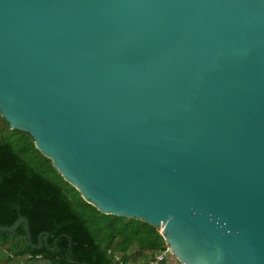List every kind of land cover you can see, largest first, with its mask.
I'll return each instance as SVG.
<instances>
[{"label": "water", "instance_id": "water-1", "mask_svg": "<svg viewBox=\"0 0 264 264\" xmlns=\"http://www.w3.org/2000/svg\"><path fill=\"white\" fill-rule=\"evenodd\" d=\"M0 115L180 264H264V0H0Z\"/></svg>", "mask_w": 264, "mask_h": 264}, {"label": "trees", "instance_id": "trees-1", "mask_svg": "<svg viewBox=\"0 0 264 264\" xmlns=\"http://www.w3.org/2000/svg\"><path fill=\"white\" fill-rule=\"evenodd\" d=\"M0 264H147L165 247L159 229L133 218L100 212L53 167L25 131L0 115ZM166 264V262L164 263Z\"/></svg>", "mask_w": 264, "mask_h": 264}, {"label": "built area", "instance_id": "built-area-1", "mask_svg": "<svg viewBox=\"0 0 264 264\" xmlns=\"http://www.w3.org/2000/svg\"><path fill=\"white\" fill-rule=\"evenodd\" d=\"M160 232V231H159ZM165 241V240H164ZM165 247L162 250L156 252L148 261L147 264H164L166 259L170 256L169 247L166 242H164Z\"/></svg>", "mask_w": 264, "mask_h": 264}, {"label": "rangeland", "instance_id": "rangeland-1", "mask_svg": "<svg viewBox=\"0 0 264 264\" xmlns=\"http://www.w3.org/2000/svg\"><path fill=\"white\" fill-rule=\"evenodd\" d=\"M166 264H180L173 255L170 254L168 259H166Z\"/></svg>", "mask_w": 264, "mask_h": 264}]
</instances>
